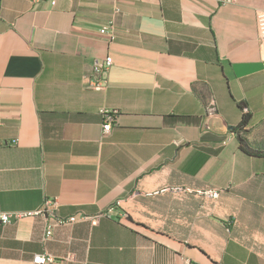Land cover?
I'll return each instance as SVG.
<instances>
[{"label":"crops","instance_id":"1","mask_svg":"<svg viewBox=\"0 0 264 264\" xmlns=\"http://www.w3.org/2000/svg\"><path fill=\"white\" fill-rule=\"evenodd\" d=\"M264 0H0V264H264ZM112 23V40L100 29ZM109 58L107 87L86 78ZM102 109L116 110L103 133ZM219 190L217 197L207 195ZM56 214L103 212L45 230Z\"/></svg>","mask_w":264,"mask_h":264},{"label":"built area","instance_id":"2","mask_svg":"<svg viewBox=\"0 0 264 264\" xmlns=\"http://www.w3.org/2000/svg\"><path fill=\"white\" fill-rule=\"evenodd\" d=\"M33 4H37L44 1H55V0H29ZM236 0H217L221 4L233 3ZM256 27H257V39L259 46L263 54L264 62V10H258L256 12ZM100 33L112 40L114 38L113 25L109 24L103 26L100 29ZM112 61L106 58L103 61H97L94 65L93 73L86 78V84L89 88L93 90H103L107 87V73ZM101 115L103 117L102 127L103 133H107L111 130L113 123L115 122V116L117 115L116 110L102 109ZM207 195L211 197H217L219 195V190L210 189L206 191ZM57 202L54 200L47 201V210L50 213V219L45 230V238H50L53 233V228L56 225H70L79 221H89L91 224H96L99 217L107 215L106 212L98 214L96 216H88L84 212L79 211L75 215L68 217H60L56 214ZM43 212V209L35 210L34 212H18V211H6L0 208V224H7L19 218L25 216H31ZM56 258L49 253L36 254L33 257V262L37 264H47L54 262Z\"/></svg>","mask_w":264,"mask_h":264},{"label":"trees","instance_id":"3","mask_svg":"<svg viewBox=\"0 0 264 264\" xmlns=\"http://www.w3.org/2000/svg\"><path fill=\"white\" fill-rule=\"evenodd\" d=\"M249 120H250V113L248 111H244L241 116V121L236 128L237 139L239 141V147L247 155L264 156V150L255 149L251 147L249 142L247 141V138L245 136V133H246L245 127L248 124Z\"/></svg>","mask_w":264,"mask_h":264}]
</instances>
